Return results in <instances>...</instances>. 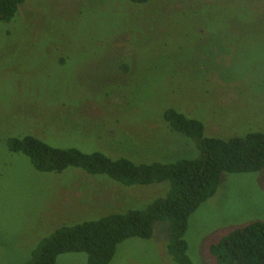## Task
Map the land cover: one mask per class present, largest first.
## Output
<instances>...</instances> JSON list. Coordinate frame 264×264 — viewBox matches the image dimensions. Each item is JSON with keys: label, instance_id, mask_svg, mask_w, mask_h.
<instances>
[{"label": "rangeland", "instance_id": "374dc122", "mask_svg": "<svg viewBox=\"0 0 264 264\" xmlns=\"http://www.w3.org/2000/svg\"><path fill=\"white\" fill-rule=\"evenodd\" d=\"M172 107L206 136L264 133V0H26L0 22V264H22L61 225L143 209L166 182L124 185L67 167L34 170L10 136L99 151L112 159L195 158L194 141L169 128ZM264 221V168L222 172L188 217L192 264H214L224 233ZM167 223L117 244L109 264H176ZM82 251L55 264H86Z\"/></svg>", "mask_w": 264, "mask_h": 264}, {"label": "trees", "instance_id": "16d2710c", "mask_svg": "<svg viewBox=\"0 0 264 264\" xmlns=\"http://www.w3.org/2000/svg\"><path fill=\"white\" fill-rule=\"evenodd\" d=\"M25 1L0 0V22L11 20ZM163 118L170 129L194 141L197 157L135 163L125 157L112 159L99 151L53 147L33 135L7 139L9 151L27 156L36 171L61 172L74 167L89 174L106 175L124 185L168 184L165 195L143 209L59 226L38 242L22 264H55L58 254L69 251L85 252L86 264H109L118 243L130 237L149 238L158 220L167 223L165 249L169 256L176 264H192L183 237L189 215L214 194L222 172L264 168V133L256 131L229 138L206 136L200 120L172 107L164 110ZM209 252L214 264H264V221H252L224 233L210 244Z\"/></svg>", "mask_w": 264, "mask_h": 264}]
</instances>
